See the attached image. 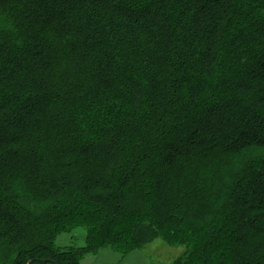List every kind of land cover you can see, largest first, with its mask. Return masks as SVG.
<instances>
[{
  "label": "trees",
  "instance_id": "obj_1",
  "mask_svg": "<svg viewBox=\"0 0 264 264\" xmlns=\"http://www.w3.org/2000/svg\"><path fill=\"white\" fill-rule=\"evenodd\" d=\"M157 240L264 264V0H0V264Z\"/></svg>",
  "mask_w": 264,
  "mask_h": 264
},
{
  "label": "rangeland",
  "instance_id": "obj_2",
  "mask_svg": "<svg viewBox=\"0 0 264 264\" xmlns=\"http://www.w3.org/2000/svg\"><path fill=\"white\" fill-rule=\"evenodd\" d=\"M258 192H262V189L260 188ZM70 243L78 247L82 246V234L79 233L77 236L64 234L57 239V245L59 246L69 245ZM182 251L183 248L181 247L170 248L161 240H157L143 250L135 251L125 257L111 250H105L96 256H86L82 264H171Z\"/></svg>",
  "mask_w": 264,
  "mask_h": 264
}]
</instances>
